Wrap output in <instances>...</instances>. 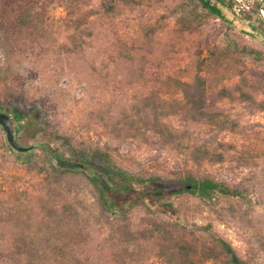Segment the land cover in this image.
<instances>
[{
  "label": "rangeland",
  "instance_id": "obj_1",
  "mask_svg": "<svg viewBox=\"0 0 264 264\" xmlns=\"http://www.w3.org/2000/svg\"><path fill=\"white\" fill-rule=\"evenodd\" d=\"M102 1L21 0L27 25L7 29L17 3L0 0V110L15 142L32 146L12 147L0 125V264H28L18 242L34 244L41 264H174L171 247L221 264L203 255L212 235L246 264H264V110L240 97L264 100L255 0H118L112 12ZM197 75L213 119L173 113L180 82ZM154 111L180 131V145L134 120ZM193 146L211 158L194 160ZM49 152L74 167L57 168ZM86 159L143 178L208 176L237 194L184 191L166 197L170 206L113 209L99 203ZM49 177L59 183L51 195ZM155 220L174 242L152 236Z\"/></svg>",
  "mask_w": 264,
  "mask_h": 264
},
{
  "label": "trees",
  "instance_id": "obj_2",
  "mask_svg": "<svg viewBox=\"0 0 264 264\" xmlns=\"http://www.w3.org/2000/svg\"><path fill=\"white\" fill-rule=\"evenodd\" d=\"M8 1L12 4L17 3V9L13 10L11 19L6 21L7 29H12L13 27L22 28L23 25H27V19L30 18V13L22 7L20 3L21 0ZM200 1L203 2V4H207L204 0ZM115 2H118V0H103L102 5L105 11L112 12L115 8ZM2 22L3 19L0 18V30L3 27V25H1ZM179 88L182 92V98L174 101L176 104L174 105L173 113L185 111L190 113L191 118L194 120L207 117L213 119V117L218 115L215 113L210 114V109L207 103L205 77L197 75L195 81L191 84L180 82ZM222 94H225V90L222 91ZM240 97L242 99L253 100L258 104L261 110H264V100L257 102L243 91L240 93ZM12 111L17 114L19 112L18 107L15 105L12 106ZM28 113L32 114L30 115L31 123H33L40 114L39 109L36 107H31L27 114ZM20 114L21 116H24L26 113L22 112ZM137 116L138 117L136 118L134 117V120L140 122L145 130H150L154 134L164 137V139L170 144H175L176 142L177 146L180 145L183 140L181 136H178V133L180 132L179 130L170 128L162 120L166 115L154 111V114L152 115L140 112ZM31 123H28L27 126L29 127ZM192 148L194 160L211 158L208 148L205 150H202L197 146H193ZM200 154L202 155L200 156ZM48 158L57 168L65 171L71 170V167H74V164L67 163L65 160L61 159L57 153L49 152ZM82 168L97 190L99 203L113 209H122L140 204L147 208L152 206V204L170 206L169 204L166 205L164 203L166 197L180 194L184 191L197 194L203 198H212L217 193L237 194V191L231 190L222 183L208 176L201 178L188 176L186 180L183 181H176L158 174H151L146 178L136 177L121 169H114L108 165H99L93 159L84 160ZM45 187L49 195H51V193L57 191L59 183L52 177H49ZM68 204L69 208L73 207L71 203ZM165 224L167 223L164 221L155 220L153 223L154 229L151 230V234L152 236L155 235L163 240L174 242L176 239L173 238L170 226H163ZM202 247L203 255L206 259H216L219 260L221 264H246L245 261L236 254L231 244L220 237L212 235L208 242L203 243ZM17 249L18 252L27 256L28 264H41V261H37L33 255V250L37 252V248L34 244L18 242ZM170 250L169 259L172 263L196 264L187 247H179V249L171 247Z\"/></svg>",
  "mask_w": 264,
  "mask_h": 264
},
{
  "label": "water",
  "instance_id": "obj_3",
  "mask_svg": "<svg viewBox=\"0 0 264 264\" xmlns=\"http://www.w3.org/2000/svg\"><path fill=\"white\" fill-rule=\"evenodd\" d=\"M255 3L257 4L259 10L262 12L264 18V0H255ZM8 120H9V114L0 110V125L3 127L6 133V137L7 140L9 141V144L19 151H28L29 149H31L32 146L22 148L19 144L15 142L12 130L8 126Z\"/></svg>",
  "mask_w": 264,
  "mask_h": 264
}]
</instances>
